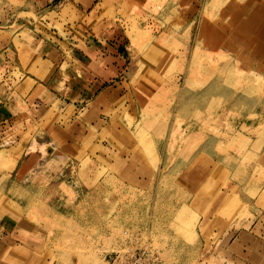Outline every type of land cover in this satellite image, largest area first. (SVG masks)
Wrapping results in <instances>:
<instances>
[{"label": "rangeland", "instance_id": "rangeland-1", "mask_svg": "<svg viewBox=\"0 0 264 264\" xmlns=\"http://www.w3.org/2000/svg\"><path fill=\"white\" fill-rule=\"evenodd\" d=\"M104 39L127 68L100 88L114 98L81 99ZM63 61L66 101L21 100L25 118L2 125L0 264L141 247L157 264H264L239 236L264 226V0H0V109Z\"/></svg>", "mask_w": 264, "mask_h": 264}, {"label": "crops", "instance_id": "crops-1", "mask_svg": "<svg viewBox=\"0 0 264 264\" xmlns=\"http://www.w3.org/2000/svg\"><path fill=\"white\" fill-rule=\"evenodd\" d=\"M247 3L249 5L253 4V3L250 4L249 2ZM244 4H246L245 1H244ZM258 4L260 6V2L257 1L256 6L258 7V9H260ZM98 42H103L100 44L101 48H98L97 52L95 51L96 54H94L93 57L90 55L88 57L84 56V58H86V64L85 65L83 64L82 69H80L81 71H83L81 78H83V83L85 86L84 89H86L85 91L82 90L81 99L84 97V95L88 97L89 96L92 97L93 95L91 94V92H88L87 94V90L91 89L94 86H97V88L100 89L106 82L115 81L114 79L118 77L120 74H122V72L127 68L126 62H125V56L120 51L119 44H116V43L109 44V42H107L106 39H104L103 41L98 40ZM59 60H61V57L56 59V63H59ZM66 62L67 61H63L58 66L55 64L56 70L54 71L52 70L50 75H48L44 79L41 78L39 75V73H41V68L39 66L40 64H38L37 67L35 68V72H32V71L27 72L28 74L26 75L27 76L26 79L23 77V80L21 79L18 82L16 86L18 90V91L16 90L17 91L16 95L7 96V98L4 99L3 105L0 109V130H1L0 138L1 139H4V138L8 139L9 134L11 133L10 132L11 130H8V131L4 130L3 126L5 127V126H8L9 124H12L16 119L19 120V118L20 119L22 117L25 118L23 114L19 113L21 112L19 111L21 100L23 102L32 100L33 101L32 105L36 106L35 108L36 110H38V108L51 106L54 104L55 101L62 102V99H64L65 97H63V95L58 96L59 92L57 91V86H58L57 81L61 77L60 73H61L62 68H64V71L68 69L67 66L69 65H66ZM95 68L100 73L96 71ZM28 83L30 84V86L27 85ZM66 87H67V84H66ZM114 87H115V83L113 84L109 83L107 86L100 89L98 96L93 101L95 100L103 101V100L108 99L109 97L111 98V96H113L114 98V95H115ZM41 91H43V93ZM64 92L65 94L66 93L72 94V90L70 88L68 89L66 88ZM107 92L108 94H106ZM60 93H63V92H60ZM102 94L104 95L106 94V96L104 99L100 100L99 98ZM72 100L73 99H70L69 101H72ZM17 110H18V113H12V111L15 112ZM20 234H23V233H20ZM239 236H242V237L245 236V238L247 239L249 237H253V239L250 240V243H246L245 245L247 246L246 249H248L250 246L252 247V244L253 246H258V249H254L255 252L253 250L249 253L251 256H254L255 258H259L261 263H264V258L260 259V252H264V226H262V224H260V222L259 221L257 222L256 220L254 221L252 225H250L247 231L245 229L241 230V233L239 234ZM10 245H12V243H10Z\"/></svg>", "mask_w": 264, "mask_h": 264}, {"label": "built area", "instance_id": "built-area-1", "mask_svg": "<svg viewBox=\"0 0 264 264\" xmlns=\"http://www.w3.org/2000/svg\"><path fill=\"white\" fill-rule=\"evenodd\" d=\"M112 264H157L159 254L157 251L141 247L137 249L116 252L111 257Z\"/></svg>", "mask_w": 264, "mask_h": 264}, {"label": "bare ground", "instance_id": "bare-ground-1", "mask_svg": "<svg viewBox=\"0 0 264 264\" xmlns=\"http://www.w3.org/2000/svg\"><path fill=\"white\" fill-rule=\"evenodd\" d=\"M243 27H244V26H243L242 24H237V25H236V28H237V29H242V30H243ZM236 28H235V29H236ZM201 32H202V31H201ZM202 34H203V33H202ZM225 34H226V33H225ZM200 35H201V33H200ZM200 35H199V36H200ZM203 37H204V36H203ZM227 46L230 48V47H233L234 45H233L232 41H228ZM225 65L227 66V64H225ZM220 69H221V68H220ZM218 76H219V75H218ZM216 78H217V77H215V79H216ZM219 79H221V76L218 77V80H219ZM213 81H214V80H213ZM191 83H192V82H191ZM192 85H193V84H192ZM201 85H202V84H201ZM204 89H205V90H204L203 92H204V93H207L208 89H206L205 87H204ZM195 90H196V89H195ZM210 91H211V90H210ZM106 94H108V92H107ZM106 94H105V95L102 94V95L100 96L99 99H100V100L104 99L105 96H106ZM210 96H211V95H210Z\"/></svg>", "mask_w": 264, "mask_h": 264}]
</instances>
